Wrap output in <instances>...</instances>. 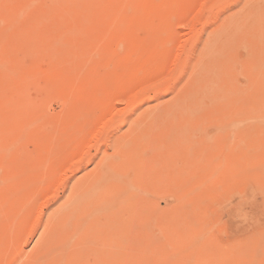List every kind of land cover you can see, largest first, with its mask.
I'll return each instance as SVG.
<instances>
[{
  "label": "rangeland",
  "instance_id": "rangeland-1",
  "mask_svg": "<svg viewBox=\"0 0 264 264\" xmlns=\"http://www.w3.org/2000/svg\"><path fill=\"white\" fill-rule=\"evenodd\" d=\"M64 1L42 0L38 2V0H0V16L2 15V18L0 17V29L2 28L0 30V148L4 147L3 152L0 150V165H2L0 166V170H2L0 178L4 179V175L7 173V171H9V169L6 168L7 165L9 168H13V166H15L14 164H16V166L18 165L17 167L15 166L13 170H10L13 175L9 173L7 176V179L8 177H11V175L13 176V179L10 178L12 182L13 180H19V177L21 176L22 177L20 180L28 178L30 179L31 176H28V178L26 176L32 172L34 174L36 171L34 174L35 176L31 174V182L26 180L23 181L24 184L21 181H18V184L16 183L17 185L14 183L15 188L16 186L21 185V189L19 186L16 189V192L18 188V192H21L24 191V189H22L23 187H27V182H30L28 183V189L30 191L26 188L25 189L28 191H24L25 193L27 192L25 199L29 198V200L27 199L25 202L24 197L23 200L21 197V203L23 201L25 203H22V205L20 203V208L27 207L25 211L28 209L25 214H22L24 209L20 210L17 208V206H19L20 196L24 192H21L22 194L19 195V198H17L18 201H16V203L18 205L15 206V199L12 197L15 195L17 196L19 193L17 192L16 194L15 192L13 194L15 191L13 190L14 186L12 183H7L10 181V179H4L5 181L0 180V192H2L3 189L5 190V187H7V191L13 190L12 193L11 191H6L3 192L5 195L0 194V197H3L4 195L3 199L5 198L2 201L0 199L1 202H5V205L0 202V208L3 206L2 210H0V232L5 230V228L7 229L5 231H8L7 227L10 226L9 224L5 225L6 227L4 226V218L6 220L8 218L9 220L17 218V216L20 215L17 214V212L19 213V210L20 213L22 212L21 215H24L20 217L21 220L23 217V223L20 226L18 225V223L21 222L19 218L18 219L20 222H17L18 220L16 219V221L14 219L11 220L13 223H10L13 224L14 229V223L17 222L18 226H16V231L12 230L11 228L12 232L10 230V232L6 234L3 232V238L2 234H0V241L4 240L7 242V245H9V247H3L4 250L10 247V249H12L11 252L8 250L9 253L7 250H2L4 251V253H2L4 255L0 254V257L2 255L0 258V264H47L48 261V264H52L53 259L50 258V255L53 258V255H59L62 253L65 255L66 251L68 254L71 250H73L75 257L72 256L74 259H71L72 261L74 260V263L71 260H67V257L65 258L69 264H94V262L95 264H100L98 263L100 260L102 264H104V262L106 264L113 261V259L115 261L113 263L115 264H264V237H262L264 236V34H254L253 32H251V34L249 33L250 31L248 32L249 34L227 35L226 33H223L222 35L220 33L224 26H228L229 23L227 24V20L229 22L231 18L235 17L233 15L240 13L241 10H243L241 14L245 15L249 10L259 8L261 4H264V0H123L125 2L122 0ZM4 3L6 5H3ZM197 4L200 5L196 6ZM59 6L60 8H58ZM167 6L169 7V10L167 9ZM46 7L49 9L47 10ZM160 7H167V10L164 8L161 10ZM25 9L29 10V12H24ZM186 9L188 10L187 12ZM123 10L124 12H122ZM55 12L57 14H55ZM194 12L196 14H194ZM71 13L72 15H70ZM151 14H153V17ZM6 15L9 16V18L6 17ZM63 16H65V20ZM227 17L229 18L227 19ZM240 17H242L241 21L245 19V23L243 24L244 26H246L248 20L251 23L254 22L253 18L249 19V16V18L247 17L248 20L246 17ZM161 19H164L165 21ZM159 20H161L162 23H160L161 21ZM149 23H151L152 27ZM221 25H223V28L220 29L219 27ZM218 29H220V32L217 31ZM1 31L5 32L4 35H2L3 33ZM161 34H163V37L167 35L164 37V39L167 40L169 38V40L171 39L172 41V44H170L168 43L170 41L167 40V48L164 41L160 43L162 40H164L162 37L161 41L158 38V35ZM211 36L212 38L214 36L215 39H211ZM209 37L210 39H208ZM216 37L218 39H216ZM151 38H153L154 42ZM2 40H5V42ZM143 40L144 44H142ZM156 40L157 45L155 44ZM207 40H210V43ZM215 41H217V43ZM205 42L208 43L204 45ZM211 43L212 46L217 44L218 47L221 46V48L224 50H228L230 47V49L234 50V55L231 57L233 60H231L230 63L225 61V64H213L211 66L215 67L214 72L210 66L207 68L208 72L206 75L204 73L202 74L204 78L207 77V82L215 84L217 82L219 83V87L216 86L217 89L215 88L211 95L208 94L204 97V105L207 106L209 111L200 115L202 122H199L200 125L194 126V128L192 127L190 130V137L198 139L197 136L203 135V137H206V133L208 131L212 132L214 137H211L212 141L209 140V143L211 144L210 149L200 150L193 155L188 156V154L193 153V151L190 152L188 149L189 144L187 142V146L184 145L185 143H180V139L179 141L172 142L173 148L178 143H180L178 144L180 147L177 145V147L175 146V149H172V147H170L172 145V143L170 144L172 135L170 136L168 132L170 134H173V132L167 129V127L170 129L172 127L166 125L165 128L168 131L165 130V133L164 130L162 131V135H160V138L162 137V142L159 143L161 146H165V148L161 147L162 149H166V151H163L164 149L162 150L163 155H161L162 152L160 151V146L159 148L157 147L160 152L157 151L155 146L153 147L158 152L157 154L150 148L149 151L144 152V147L141 144H138L140 142H136L137 140L141 141L140 138L143 136H138V134L140 135V133H138V129L130 127L132 126L130 123L134 126L137 124L135 119L141 115H144L145 113L147 114L144 116L152 114L156 109V111H158L160 108H162L161 110L172 108V105L176 104L182 98L185 91L190 88L189 82L190 80L193 82V76H195L193 72L196 69L195 67H197V65H195L197 64L196 61L201 58L199 55L202 57L205 56L203 53L205 54L207 51L204 50L207 45H209L208 48L211 47V50L214 48H212ZM159 44L164 45V47L162 45L161 47H158L160 46ZM151 45H154L152 48L153 50H151ZM171 46L174 48L172 49L173 51L170 49ZM157 48H161L158 50L163 52L155 51ZM168 49L170 50V54ZM201 49H203L202 55L200 54L202 52ZM174 52L177 54H174ZM150 55L151 59L148 60ZM153 55L157 57H153ZM172 56L174 57V60ZM175 56L177 57L175 58ZM234 56L235 58H233ZM172 64H174V67H172ZM12 72L14 73L12 74ZM149 72L150 74H148ZM15 74L16 76L18 75L17 78ZM122 76L126 78H123ZM97 77L99 81H97ZM68 79L70 80L68 81ZM92 79L96 80H93L92 82L95 85L91 83ZM17 80L19 81L20 87L23 84L25 89L23 87L22 88L24 89L23 92L25 94L22 93L20 90L22 88L19 86L15 85V87H13V81L14 83L18 84ZM8 81H12L11 84ZM89 84H91V86ZM50 85H53L52 89ZM92 85L94 89L100 88L99 90L101 91V94L103 96L106 95L109 101L104 99L106 96L103 98L101 95L102 97L100 96L98 98L94 93V89L90 90ZM74 86L78 91H76V89L72 91ZM80 87H82V89ZM13 88H15V90H13ZM42 88L45 89L43 90ZM192 89L197 92L196 86H193ZM11 90L12 93H10ZM39 90H41V92H39ZM14 92H17L18 94H14ZM75 92V95L78 97V99L77 97H74ZM77 92L79 96L77 95ZM107 94L110 95L112 101L109 99L110 97ZM12 95H14L13 99L10 97ZM15 95H20L21 98L19 99L20 96H18V98L16 96L15 98ZM26 96L28 98H26ZM14 98L16 100H14ZM23 99H25V101ZM31 99L35 102H33ZM73 99H76L78 104L77 102L75 103L76 100ZM101 99L105 101L102 102ZM19 101H21V103H19ZM30 101L32 103H30ZM40 101L41 104L39 103ZM92 101L94 103L99 101L100 103L97 102L94 104ZM106 102H108V104ZM38 104L39 107L41 105V108L34 107ZM76 104L77 106H75ZM84 104L86 105L87 110L81 109ZM96 105H98V107ZM16 106L18 109L21 107L20 110H17ZM93 106H95L94 109H98V112L95 111V118H91L92 121H90L88 119L94 115ZM23 107H25V111H30L31 113L27 115V112L23 110ZM31 108L32 111L30 110ZM34 108L37 109V111ZM90 110L92 115L87 112H90ZM18 111H22L23 113L20 115ZM83 111H86L84 114L88 118H86V116L83 114ZM16 112L19 114L16 115ZM69 112H71V115L68 114ZM35 115L37 117L36 119L34 118ZM21 116L24 118V120L26 119V124ZM28 116L32 118H28ZM83 116L86 119H84ZM104 116L107 117V119ZM73 117L74 120L72 119ZM96 117H99V119ZM10 118L13 119V121H11ZM80 118H82L83 121L82 119L79 121ZM144 118L145 119L143 120L146 121L147 117ZM160 118L162 120V117ZM75 119L78 120L75 121ZM163 120L166 121L168 118H163ZM7 121L8 123L6 124ZM88 121L92 122L93 124H88ZM69 124L72 125L70 126ZM65 125L70 127H66ZM62 126L66 127L67 131L69 128H71L69 130L70 132L72 128L77 129L76 126L78 128L81 127L83 130H81V128L79 129L82 133L78 129L77 130L79 132L77 130H73L74 132H78L75 134L73 132L65 133V131L61 133V130L65 129ZM9 128H11L12 131L14 129L15 132H12ZM8 129L10 131L9 133H6V131L8 132ZM57 129H60V131ZM85 131H87V133H85ZM133 131H135V133ZM130 132L134 135L130 134ZM67 134L71 135V137ZM89 134H91V138H89ZM8 135H10V137H8ZM131 135L133 136L132 139L130 138ZM57 136L59 138L55 139ZM62 136L64 138L68 137L67 140ZM136 137H138V139H136ZM71 138L74 140L70 141ZM121 138H126V140H129L128 142L123 140L127 143L134 142V144L131 143V145L133 144L131 150V153H133L131 156L136 162H142V160L147 159V156H149L151 153L153 154L154 158L156 156L157 163L155 167L157 168V173L155 174H157V176L155 175V177L157 178L154 177L153 173L152 178L155 180L150 177V180H145L147 177L143 178V175L137 172L139 166L136 165L137 170L134 169V172L130 169L127 176L125 177L127 178L126 180L132 179L134 182L131 180V183H133L134 186H127L128 182L124 180L120 183L124 184L123 189L120 188L119 191V201H121L119 204L122 208H116V211L110 213V215H108V211L105 212V210L102 209L100 214H104V217H100V215L97 214L100 205H97L98 202H96V205L90 206L93 208L88 207L89 209L87 208L86 211H83L84 213L87 212L86 214L83 213V220L81 219V221H78L77 217H74L75 223L73 220L68 225L70 229H67L64 232H58L56 230L59 228L56 229L55 232H57L58 235L56 233V235L53 234L56 237L53 239L54 236L52 238V235L50 236V234L54 233L53 228H55V225L58 224L57 220L55 219L60 216V219H58L60 224L62 223L61 218H66H63L64 215L61 216V214L64 213L62 212L61 208V210L58 208L60 204L62 206L68 200L71 192L70 189H72L74 182H76L77 179L79 180L81 176V179L87 177L85 175L92 173L94 170L93 167L97 169L96 166L107 154L109 157H115V155H117L116 153H118L117 146L120 142H122ZM4 139H8V141L5 142ZM60 139L61 141L65 140V142H61ZM83 140L87 142H84ZM13 142L16 145H9V143L13 144ZM44 142L47 143L45 144L46 148L43 146ZM5 143L7 145H5ZM72 143L76 145L73 147ZM79 143L83 145H79ZM113 143L116 144V146H114ZM53 144L55 145L54 147H52ZM5 146L8 147L7 150L13 154L12 156L11 153L6 150ZM181 146H183V148ZM201 146H203V144H201ZM11 148L13 149L10 150ZM48 148L50 149L48 150ZM62 148L64 150L67 149V152L69 150L72 153L70 152L69 155L66 151H63ZM77 148L79 150L82 149L81 153ZM184 148H186L189 153L184 150ZM137 149L138 151L136 156L134 153H136ZM170 149L173 151L171 152ZM116 150L117 152L115 153ZM60 151H62L63 155L65 152L68 157H64L62 160L57 154H60ZM82 151L84 153H82ZM41 152H44L43 154L47 153V156L52 159V162L54 161V165L57 166L56 171L58 173L52 172L55 171L53 169H49L50 165H47L48 162L50 164L51 161H49V157L43 161V157L41 156L43 154H41ZM77 152L82 155L84 154L83 157H78L80 154ZM144 153L147 154V156ZM62 154L60 155L63 157ZM75 154L78 155L73 156ZM30 155L32 156L30 157ZM35 155H37V157ZM157 155L160 157L163 156L160 159H166L164 160L166 161V164L164 161L162 163L158 161L160 159H158L159 156L157 157ZM166 155L168 158L172 156L174 159L171 157L172 159L169 158L170 160H168ZM35 157L39 161L43 162H41L42 165L40 162H38L39 164L37 163L38 160ZM172 160H177L174 162H176V165L180 163V167L178 164V168L173 170L172 167L169 169V166L171 167L174 165L172 164L174 163ZM23 162H26L27 165ZM8 163L11 164L9 165ZM21 163L24 164L23 167H26L25 169H23V167L21 168ZM28 164L32 168L35 166V168L32 169ZM59 164H61L60 166L64 167V169L61 167L63 170L60 168ZM37 165H41L43 168L45 166V169L47 168L48 170L44 169V174L43 171L40 172V170H43V168L38 167L37 169ZM54 165H52V167ZM65 165L68 168L70 165V168L68 169ZM4 167L8 170L6 171ZM29 167L33 171L29 169ZM18 168L20 169V173ZM3 169L5 170V174ZM16 169H18V172ZM163 169L166 171H163ZM168 169L171 171L169 172ZM22 170L24 173L21 175ZM63 171H66L67 173L65 172V174H60ZM16 172L20 176L17 175ZM38 172L43 173L42 176L47 177V179L41 177L44 180L42 181L39 178L41 176L40 173L37 174ZM46 172H49L50 176H46ZM163 172H165V174L161 176ZM224 172L225 174H223ZM159 173H162L160 174V178L162 177V179H165L164 181L158 178ZM23 174H26L24 179ZM135 174L136 177L138 176L137 178L141 180V182H139L138 179H135ZM60 175H63L62 177L64 178H62ZM48 176L50 178H48ZM33 177L36 178V181L39 178V184L41 186H39L38 182H35ZM48 179L50 180V183H48ZM19 182L21 183L19 184ZM35 183L37 184L36 186L34 185ZM5 184L7 186L4 187ZM8 184L12 185L13 189L10 187V185L8 186ZM38 186L41 192H39ZM8 188L11 189L9 190ZM132 188L134 189V192ZM32 191L34 194L33 197H30L32 195ZM35 193H38L39 195L37 196ZM8 194H11L9 195L10 197L6 196ZM37 198L39 204L36 201V207L34 209V200H37ZM8 199L10 200L7 202V204L5 200ZM141 199L145 201L143 202ZM130 200L133 202V207L131 205L132 203L126 202ZM10 201L14 207H16L14 208L16 211L14 210V212L12 211L13 209L11 204L9 205ZM40 202L41 205L43 204V206L40 205ZM32 203L34 205H32ZM23 204H25V206H23ZM8 205L11 207V212L8 209L9 207H7ZM127 205H130L131 208L126 207ZM145 205L148 210L143 207ZM37 206L40 207L38 208ZM123 206L125 207V210ZM3 208H7V210H4ZM144 208L147 213L150 212L151 214H147L145 211L144 213ZM56 209L60 210L62 213ZM129 209H131L130 214L127 212ZM135 209H137V212ZM150 209L153 211V213L155 211L156 212L153 214ZM88 211H95L93 213L95 215H91V212L89 214ZM12 213L16 216L14 215V217L11 215ZM35 213H37L36 218L34 216ZM51 213L54 214V217H56L58 213L57 218L51 217ZM146 214L151 216V219L148 217L151 221L148 218L147 221L145 217L141 218ZM157 214L160 216L159 218ZM86 215L90 219H88ZM9 216H13V218H10ZM47 216L50 217L49 222ZM91 216L92 219L94 216H96L97 221L95 220L96 217L92 221ZM2 218L3 220H1ZM34 218L36 220H34ZM51 218L52 220L54 219L53 223L51 222ZM124 219L126 220L127 224L125 223ZM137 219L138 221H136ZM88 220L93 222V227L92 225L87 226L90 225L88 224ZM91 221L89 223H91ZM176 221L178 228L177 230H174L173 227L175 228V225L177 226V224H175ZM50 223H52V225L49 228ZM123 224H126L125 227ZM1 227H3V230ZM87 227H91L92 231ZM169 227L172 228V231H170L171 233L169 232ZM86 228L90 230V232L87 231V233H84V230H87ZM44 229L46 230V237H43V231H45ZM111 230L114 231L112 232L116 236L114 242L115 249L112 250L113 253L111 254V251H109V254L112 256L107 257L105 255H108V252H100L102 251L101 244H104L103 240L104 242L107 241L105 237ZM70 231H72L73 234H68V232L71 233ZM81 231L84 234H82ZM140 231L145 233L146 239H148V241H151L153 238L155 240L153 239L150 243L145 239V242L144 239H141ZM146 231L150 235L148 238V233H146ZM74 232H76L77 235ZM150 232L153 233L152 235L155 237L152 236V238ZM173 232L175 234H173ZM14 233L15 235L17 234V237L13 235ZM67 234L69 235L68 237ZM79 234H82V236ZM166 234H169V236L173 235V240L175 241L170 239L167 240V237L164 238ZM75 235L78 237V245L76 242L74 243L77 238L74 237V240L73 236ZM137 235L138 237H136ZM159 235V238H164L167 240H164L166 243L161 242L163 239H159ZM22 236H25V238H22ZM83 236L86 239L83 238ZM15 237L16 240L13 239ZM60 237H62V239L64 238L63 240L61 239L62 242L64 241L63 243L58 240ZM69 237L70 239H73V241L71 240L70 242ZM175 237L177 239H174ZM261 237L263 240H261ZM6 238L9 242H11L10 239L14 240L16 244L12 241L13 243H10V246ZM17 238H19V240H17ZM43 238L45 239L42 240ZM22 239L25 240V243ZM65 239H67L69 243H72L71 247L69 246L71 244H67L68 241H65ZM81 239H83V241H81ZM140 239L142 241H140ZM156 239L159 240L160 244H162L161 246L159 245L160 247H155L157 243H159ZM5 243H0V249H3L2 245H6ZM17 243L21 245H17ZM58 244L61 245V247H66L59 249L60 246H58ZM73 244L76 246H73ZM12 245L17 247L15 248ZM96 245L100 246V248H98L99 251L97 250ZM94 246L100 254L95 250ZM145 246L147 248H145ZM150 248L151 250L158 249L153 250L152 252H147V250H150ZM163 248H165V250ZM260 248L261 250H259ZM48 249L51 251H48ZM141 249H144V253L146 252L148 255L149 253L150 255L153 253L152 258L155 255L154 252L156 254L160 253V249H163L164 254L161 251L162 253L160 254L162 255V258L161 256H158L157 260V255H155V258H153L155 260L153 261V259H150L151 262L147 263L144 259L147 260L148 258L149 260L151 256H146ZM254 249H256L257 252ZM258 250L261 252H258ZM140 251L142 254H144V259L142 256H140ZM96 252L100 256L101 253H103L102 255L106 253L104 255V259L107 258V260L110 259V257L112 259L114 255L115 257H113L112 260H108L109 262H106L105 260H102L103 256L100 257ZM48 253H50V255ZM35 256L37 258H35ZM96 256L99 259H97ZM141 258L142 261L140 262ZM47 259L49 260L47 261ZM96 259L98 261H96Z\"/></svg>",
  "mask_w": 264,
  "mask_h": 264
},
{
  "label": "bare ground",
  "instance_id": "bare-ground-1",
  "mask_svg": "<svg viewBox=\"0 0 264 264\" xmlns=\"http://www.w3.org/2000/svg\"><path fill=\"white\" fill-rule=\"evenodd\" d=\"M3 1V0H2ZM8 1V0H7ZM35 1V0H34ZM40 1H42V0H38V2H40ZM54 1H56V0H54ZM61 1V0H60ZM64 0H62V2H63ZM123 1V0H122ZM166 1V0H165ZM169 1V0H168ZM173 1V0H172ZM176 1V0H175ZM201 1H203V0H201ZM9 2H11V1H9ZM31 2V1H30ZM38 2H36V3H38ZM65 2V1H64ZM123 2H125V1H123ZM215 2V1H214ZM12 3V2H11ZM33 3V2H32ZM59 3V2H58ZM172 3V2H171ZM176 3V2H175ZM190 3H192V2H190ZM39 4V3H38ZM38 4H36V5H38ZM118 4V3H117ZM134 4V3H133ZM166 4H167V2H166ZM3 5H6L5 3L3 4ZM12 5V4H11ZM21 5V4H20ZM28 5H29V3H28ZM58 5V4H57ZM60 5V4H59ZM124 5V4H123ZM148 5V4H147ZM163 5H165V4H163ZM168 5V4H167ZM170 5V4H169ZM191 5V4H190ZM198 5H200V4H197L196 6H198ZM253 5V4H252ZM256 5H258V4H256ZM45 6H47V5H45ZM61 6V5H60ZM60 6L58 7V8H60ZM202 6V5H201ZM21 7V6H20ZM19 7V8H20ZM23 7V6H22ZM31 7H33V6H31ZM35 7V6H34ZM49 7V6H48ZM98 7H99V5H98ZM168 7V6H167ZM167 7H163L164 9H166ZM178 7V6H177ZM47 8V7H46ZM57 8V9H58ZM122 8H123V6H122ZM147 8V7H146ZM161 8V7H160ZM163 8H161V10L163 9ZM191 8V7H190ZM197 8V7H196ZM199 8V7H198ZM4 9V8H3ZM31 9V8H30ZM36 9V8H35ZM49 8H47V10H48ZM51 9H52V7H51ZM54 9V8H53ZM106 9V8H105ZM168 10H169V7L167 8ZM166 9V10H167ZM56 10V9H55ZM59 10V9H58ZM61 10V9H60ZM103 10V9H102ZM115 10V9H114ZM147 10V9H146ZM177 10V9H176ZM191 10V9H190ZM196 10V9H195ZM198 10V9H197ZM10 11H11V9H10ZM29 12V10H24V12ZM154 11V10H153ZM188 10L186 9V12H187ZM22 12V11H21ZM27 12V13H28ZM57 12V11H56ZM55 12V14H57ZM59 12V11H58ZM61 12V11H60ZM118 12L120 13V11L118 10ZM122 12H124V10L122 11ZM147 12V11H146ZM170 12V11H169ZM195 12H197V11H195ZM194 12V14H196ZM243 12V10H241V12L240 13H237L236 15H233V16H235L234 18H231L230 19V21L228 22V20H227V24H228V26L226 25V21H225V25L226 26H224V28H223V25H221L219 28L221 29V28H223V29H221L222 31L220 32L219 30L220 29H218L217 31L218 32H220L222 35H223V33L225 34H249V33H251V32H253L254 34H264V4H261V6L259 7V8H254V9H251V10H249L248 12H246V14L245 15H242L241 13ZM11 13V12H10ZM49 13V12H48ZM51 13V12H50ZM152 13V12H151ZM153 13H157V12H153ZM161 13H163V12H161ZM166 13V12H165ZM7 14V13H6ZM136 14V13H135ZM176 14V13H175ZM240 14V15H239ZM11 15H12V13H11ZM41 15V14H40ZM50 15V14H49ZM70 15H72V13L70 14ZM152 15V17H153V14H151ZM156 15V14H155ZM177 15V14H176ZM175 15V16H176ZM193 15V14H192ZM247 15V16H246ZM2 16V15H1ZM0 16V17H1ZM25 16V15H24ZM47 16V15H46ZM45 16V17H46ZM163 16V15H162ZM178 16V15H177ZM240 16H243V18H245L246 17V19H247V17L249 18V19H251V18H253V20H254V22L253 23H251V22H249V20L247 21V23H246V26H244L243 24L245 23V19L243 20V21H241L242 19V17H240ZM6 17H8L9 18V16H7L6 15ZM16 17V16H15ZM26 17V16H25ZM58 17V16H57ZM64 17V20H65V16H63ZM102 17V16H101ZM105 17V16H104ZM151 17V18H152ZM165 17V16H164ZM2 18V17H1ZM11 18V17H10ZM48 18V17H47ZM62 18V17H61ZM77 18V17H76ZM96 18H97V16H96ZM106 18V17H105ZM172 18V17H171ZM229 17H227V19H228ZM58 19V18H57ZM60 19V18H59ZM69 19V18H68ZM149 19V18H148ZM18 20V19H17ZM50 20H53V19H50ZM150 20H152V19H150ZM161 20H164V19H161ZM161 20H159V21H161ZM169 20H170V18H169ZM226 20V19H225ZM1 21V20H0ZM154 21V20H153ZM165 21V20H164ZM164 21H163V23H164ZM12 22V21H11ZM61 22V21H60ZM150 22V21H149ZM46 23V22H45ZM160 23H162V21L160 22ZM11 24V23H10ZM55 24H56V22H55ZM150 24V26H151V23H149ZM148 24V25H149ZM222 24H224V23H222ZM12 25V24H11ZM15 25V24H14ZM18 25V24H17ZM164 25V24H163ZM31 26V25H30ZM37 26V25H36ZM40 26V25H39ZM166 26V25H165ZM148 27V26H147ZM152 27V26H151ZM10 28V27H9ZM2 29V28H1ZM0 29V30H1ZM38 30V29H37ZM6 31V30H5ZM9 31H10V29H9ZM34 31V30H33ZM169 31H170V29H169ZM169 31H167V32H169ZM224 31H226V32H224ZM250 31V32H249ZM3 34L2 35H4V31H1ZM249 32V33H248ZM35 33V32H34ZM158 33H159V31H158ZM157 33V34H158ZM162 33V32H161ZM1 34V33H0ZM10 34V33H9ZM252 34V33H251ZM153 35H155V34H153ZM147 36H149V35H147ZM160 36V37H159ZM165 36H167V35H165ZM164 36V37H165ZM161 37H162V39H164V37H163V34H161V35H158V38L160 39V41L162 40L161 39ZM0 38H1V36H0ZM7 38V37H6ZM156 38H157V35H156ZM168 38V37H167ZM136 39V38H135ZM152 39V41H153V38H151ZM208 39H210V37L208 38ZM211 39H215V37L213 36V38H212V36H211ZM216 39H218L217 37H216ZM38 40V39H37ZM158 40V39H157ZM157 40L155 41V44L157 45ZM167 40H169V38L167 39ZM167 40L166 39H164V40H162L160 43H162L163 41L166 43L167 42ZM3 41V40H2ZM1 41V42H2ZM170 42H168V43H170V44H172V41H171V39L169 40ZM174 41H175V38H174ZM208 41V40H207ZM3 42H5V40L3 41ZM154 42V41H153ZM179 42H181V41H179ZM209 43H210V40L208 41ZM208 42H205L204 43V45L206 44V43H208ZM211 42L213 43V41L211 40ZM216 43H217V41H215ZM147 43V42H146ZM152 43V42H151ZM168 43H166L165 44V46L168 44ZM178 43V42H177ZM212 43H211V46H212ZM142 44H144V40L142 41ZM148 44V43H147ZM181 44V43H180ZM179 44V45H180ZM132 45V44H131ZM160 45V44H159ZM162 45V44H161ZM161 45L160 46H158V47H161ZM203 45V46H204ZM216 45V46H215ZM214 46H212V50H211V47L210 48H208V46L209 45H207L205 48H204V50H207L206 52H205V54L203 53V49H201V55H202V53H203V55H205V56H200L199 55V57H201V58H199L198 59V61H196L197 62V64H195V65H197V67H195L196 69L194 70V72H193V74H195V76H193V74H192V76H193V82L190 80V88L187 90V91H185V93L183 94V96H182V98L176 103V104H174V105H172L173 107L172 108H170V109H167V110H165V109H163V110H161L162 108H160L158 111H154L152 114H149V115H146V116H144L145 114H147V113H145L144 115H141V116H139L140 117V120H139V117L137 118V116H136V118L137 119H135V121H137V124H135L134 126H133V124H131L130 123V125H132V126H130V127H134V128H136V129H138V133H140V135L138 134V136H143V137H141L140 139H141V141H136V142H140V143H138L139 145L141 144L143 147H144V149H145V151L144 152H146V151H149L150 149L151 150H153L154 152H156V154L158 153V152H162V150L165 148V146H161L159 143L160 142H162V137L160 138V135H162L161 133H162V131L164 130V133H165V130H170L171 132H173V134H170L169 132H168V134L171 136L172 135V139H174V140H170V137H169V140H170V144L173 142V141H179V139L181 140V141H184V142H181V141H179L180 143H185L184 145H186L187 146V143L189 144L188 145V149L190 150V152H192L193 151V153H189L187 150H186V148H184V150H186L189 154H188V156H191V155H193L194 153H196V152H198V151H200V150H204V149H210V147H211V144L209 143V140L210 141H212V138L211 137H214L213 136V133L212 132H207L206 133V137H203V135L201 136H197L198 137V139H194V138H191L190 136H191V132H190V130L192 129V127L194 128V126H198V125H200L199 124V122H202V120L200 119V115L202 114V113H205V112H207V111H209V109L207 108V106H205L204 105V97L206 96V95H208V94H212L213 93V91L215 90V88H216V86L217 87H219L218 86V84L219 83H217L216 82V84L215 83H210V82H207L208 80L206 79V78H204V76L202 75L203 73L206 75V73L208 72V70H207V68H209L211 65H213V64H216V65H220L221 63H230V61L231 60H233V59H231V57L234 55L233 53V51L234 50H232V49H230V47H229V49L228 50H224V49H222L221 48V46H219L218 47V45L217 44H215ZM163 47H164V45H162ZM181 46V45H180ZM193 46V45H192ZM151 47V50H153L152 48L154 47V45L152 46H150ZM168 46H166V48H167ZM165 48V49H166ZM177 48V47H176ZM175 48V49H176ZM156 49V48H155ZM158 49H161V48H157V50H155V51H161V50H158ZM170 49H171V51H173L172 49H174V48H172V46L170 47ZM210 49V50H209ZM139 50V49H138ZM149 50V49H148ZM169 50V49H168ZM133 52V51H132ZM159 52H157V53H159ZM161 52H163V51H161ZM168 52V51H167ZM153 53H154V51H153ZM156 53V52H155ZM176 52H174V54H175ZM179 53V52H178ZM152 54V53H151ZM169 54H170V50H169ZM177 54V53H176ZM105 55V54H104ZM136 55H137V53H136ZM181 55V54H180ZM133 57V56H132ZM153 57H157V56H154L153 55ZM164 57V56H163ZM166 57V56H165ZM173 57V56H172ZM177 56H175V58H176ZM233 58H235V56L233 57ZM128 59V58H127ZM149 59H151V55L149 56V58H148V60ZM153 59H155V58H153ZM159 59V58H158ZM147 60V61H148ZM173 60H174V57H173ZM172 60V61H173ZM135 61V60H134ZM163 61V60H162ZM226 61V62H225ZM148 62H150V61H148ZM148 62H147V64H148ZM165 62H166V60H165ZM168 62V61H167ZM130 64V63H129ZM152 64V63H151ZM174 64H172V67H174L173 66ZM176 65V64H175ZM5 66V65H4ZM1 67H3V66H1ZM73 67V66H72ZM171 67V66H170ZM163 68V67H162ZM177 68V67H176ZM211 68L213 69V72H214V66H211ZM108 69V68H107ZM106 69V70H107ZM140 69V68H139ZM142 69V68H141ZM146 69H148V68H146ZM156 69V68H155ZM170 69V68H169ZM101 70H103V69H101ZM143 70V69H142ZM141 70V71H142ZM153 70V69H152ZM4 71V70H3ZM76 71V70H75ZM169 71V70H168ZM195 71H196V73H195ZM14 72H12V74H13ZM66 73H67V71H66ZM75 73V72H74ZM118 73V72H117ZM125 73V72H124ZM140 73V72H139ZM152 73V72H151ZM120 74H121V72H120ZM133 74V73H132ZM148 74H150V72L148 73ZM118 75V74H117ZM156 75V74H155ZM163 75V74H162ZM7 76V75H6ZM10 76V75H9ZM15 76H16V74H15ZM18 76V75H17ZM17 76H16V78H17ZM98 76H100V75H98ZM102 77H103V75H102ZM123 78H126V77H124V76H122ZM132 77V76H131ZM19 78H21V77H19ZM100 78V77H99ZM105 78V77H104ZM3 79H5V78H3ZM54 79V78H53ZM95 79H96V76H95ZM97 79H98V77H97ZM106 79V78H105ZM140 79H143V78H140ZM145 79V78H144ZM146 79H147V77H146ZM192 79V78H191ZM70 79H68V81H69ZM93 80L94 79H92L91 80V83L93 82ZM118 80H121V79H118ZM117 80V81H118ZM16 81V80H15ZM18 81V80H17ZM94 81H96V80H94ZM97 81H99V79L97 80ZM102 81V80H101ZM8 82H10V84H11V82L12 81H8ZM65 82V81H64ZM141 82V81H140ZM144 82H145V80H144ZM192 82V83H191ZM23 83V82H22ZM52 83V82H51ZM98 83V82H97ZM143 83V82H142ZM13 84H14V86L13 87H15V85L16 86H19L20 87V85H19V81H18V84L17 83H14V81H13ZM21 84V83H20ZM93 84V83H92ZM100 84V83H99ZM98 84V85H99ZM102 84V83H101ZM5 85V84H4ZM7 85V84H6ZM90 86H91V84H89ZM88 85V86H89ZM93 85H95V84H93ZM93 85H92V87H93ZM97 85V86H98ZM51 86V85H50ZM53 86V85H52ZM52 86H51V89H52ZM100 86V85H99ZM102 86V85H101ZM193 86H196V89H197V92L196 91H194L192 88H193ZM4 87V86H3ZM6 87V86H5ZM18 87V88H19ZM23 87V84H22V86L20 87V88H22ZM42 87V86H41ZM87 87V86H86ZM91 87V89L90 90H93L94 89V87L92 88ZM141 87V86H140ZM139 87V88H140ZM7 88H8V86H7ZM24 88V87H23ZM22 88V89H23ZM54 88V87H53ZM81 89H82V87H80ZM102 88V87H101ZM22 89H20L21 91H22V93L23 94H25L23 91H24V89L22 90ZM43 90L45 89V88H42ZM47 89V88H46ZM49 89V88H48ZM74 89H76L75 88V86H74V88H73V90L72 91H74ZM79 89V88H78ZM95 89H97V88H95ZM94 89V93H95V95L99 98L102 94H101V91L99 90L100 88H98L97 90H95ZM217 89V88H216ZM7 90V89H6ZM13 90H15V88H13ZM19 90V91H20ZM4 91V90H3ZM20 91V92H21ZM76 91H78L77 89H76ZM87 91V90H86ZM85 91V92H86ZM88 91H89V89H88ZM96 91V92H95ZM6 92V91H5ZM8 92H9V90H8ZM39 92H41V90H39ZM83 92H84V90H83ZM83 92H81V93H83ZM90 92V91H89ZM10 93H12V90H11V92ZM17 93V92H16ZM15 92H14V94H16ZM21 93V94H22ZM26 93H27V91H26ZM18 94V93H17ZM22 94V95H23ZM71 94H73V93H71ZM76 94V92L74 93V97L76 98L77 96L75 95ZM80 94V93H79ZM89 94V93H88ZM201 94V95H200ZM28 95V94H27ZM77 95H78V92H77ZM82 95V94H81ZM108 95V94H107ZM16 96H17V98H18V96H20V95H15V98H16ZM25 96V95H24ZM79 96V95H78ZM103 96V95H102ZM101 96V97H102ZM104 96H106V95H104ZM104 96H103V98H104ZM109 97H110V95H108ZM10 97H12V99H13V97H14V95H12V96H10ZM29 97H30V95H29ZM71 97H73V96H71ZM97 97H96V99H97ZM108 97V98H109ZM14 98V100H16ZM21 98V96L19 97V99ZM23 98H25V97H23ZM26 98H28L27 96H26ZM25 98V99H26ZM34 98V97H33ZM11 99V98H10ZM25 99H23L24 101H25ZM40 99V98H39ZM42 99V98H41ZM77 99H78V97H77ZM105 100L107 99V96H106V98H104ZM109 99H111V101H112V98L110 97ZM141 99V98H140ZM14 100H12V101H14ZM23 100H21V101H23ZM32 100V99H31ZM73 100H76V99H73ZM80 100V99H79ZM98 100V99H97ZM102 100V102H104L105 100H103V99H101ZM101 100H99V101H101ZM108 100V99H107ZM114 100V99H113ZM11 101V100H10ZM21 101H19V103H21ZM33 101V100H32ZM39 101V100H38ZM69 101V100H68ZM99 101H96L94 104H96L97 102H99ZM109 101V100H108ZM6 102V101H5ZM15 102H17V101H15ZM14 102V103H15ZM33 102H35V101H33ZM77 102V100L75 101V103ZM18 103V102H17ZM26 103H27V101H26ZM29 103V102H28ZM30 103H32L31 101H30ZM40 104H41V101L39 102ZM100 103V102H99ZM98 103V104H99ZM107 104H108V102H106ZM13 104V103H12ZM16 104V103H15ZM77 104H78V102H77ZM77 104L75 105V106H77ZM79 104H80V102H79ZM101 104H103V103H101ZM113 104V103H112ZM19 105V104H18ZM34 105V104H33ZM36 105V104H35ZM105 105V104H104ZM111 105V104H110ZM110 105H108V106H110ZM3 106H4V104H3ZM23 106H24V104H23ZM84 106H85V108H84ZM84 106H82V108L81 109H83V110H87V108H86V105L84 104ZM89 106V105H88ZM97 107H98V105H96ZM21 107H22V105H21ZM20 107V108H21ZM34 107H39V104L37 105V106H34ZM92 107V106H91ZM91 107H90V109H91ZM20 108L18 109L17 108V106H16V109L17 110H20ZM24 108L25 107H23V110H24ZM39 108H41V105H40V107ZM75 108V107H74ZM74 108H71V109H74ZM95 108V106H93V113H94V115L93 116H91L92 114H91V110H90V112L89 111H87L89 114H91L89 117H90V119H88V120H90V121H92L91 120V118H93L94 116H95V111H97L98 112V109H94ZM7 109H9V108H7ZM35 109V108H34ZM104 109H105V107H104ZM11 110V109H10ZM16 110V111H17ZM26 110H28V109H26ZM31 111H32V108L30 109ZM36 111H37V109H35ZM69 110V109H68ZM100 110V109H99ZM13 111V110H12ZM15 111V110H14ZM25 111V110H24ZM40 111V110H39ZM69 111H71V110H69ZM114 111V110H113ZM10 112V111H9ZM19 113H20V115L23 113L22 111L20 112V111H18ZM25 112H27V111H25ZM42 112V111H41ZM72 112V111H71ZM71 112H69L68 114L69 115H71L70 113ZM86 112V111H85ZM84 111H83V114L85 113ZM107 112V111H106ZM17 113V112H16ZM19 113H17L16 115H18ZM31 112L29 111V112H27L26 114L28 115V114H30ZM35 113V112H34ZM73 114V113H72ZM82 114V115H83ZM87 114V113H86ZM119 114V113H118ZM139 114H141V113H139ZM13 115H14V113H13ZM12 115V116H13ZM15 115V116H16ZM26 115V116H27ZM37 115V114H36ZM36 115L34 116V118L36 119L37 117H38V115H37V117H36ZM81 115V116H82ZM85 115V114H84ZM2 116V115H1ZM14 116V117H15ZM25 116V115H24ZM30 116V115H29ZM28 116V118H32V117H29ZM33 116V115H32ZM68 116V115H67ZM86 116V115H85ZM3 117V116H2ZM13 117V118H14ZM22 117V116H21ZM84 117V116H83ZM105 117V116H104ZM144 117H147V119H146V121H144L143 119H145ZM160 117H162V120H161V118ZM16 118V117H15ZM23 118V117H22ZM68 118H69V116H68ZM86 118H88L87 116H86ZM85 117H84V119H86ZM95 118V117H94ZM96 118H98L99 119V117H96ZM102 118V117H101ZM106 119H107V117H105ZM128 118V117H127ZM142 118V119H141ZM150 118V119H149ZM163 118H168V120H166V121H164L163 120ZM11 119V118H10ZM73 120H74V117L72 118ZM81 119L82 118H80V120L79 121H81ZM23 120H24V118H23ZM26 120V119H25ZM24 120V121H25ZM28 120V119H27ZM78 120V119H77ZM76 119H75V121H77ZM103 120V119H102ZM101 120V121H102ZM201 120V121H200ZM1 121V120H0ZM11 121H13V119H11ZM82 121H83V119H82ZM95 121V120H94ZM144 121V122H143ZM3 122V121H2ZM20 122V121H19ZM165 123V125H164V123ZM4 123V122H3ZM8 123V121L6 122V124ZM75 123V122H74ZM89 123H92V122H89L88 121V124ZM2 124V123H1ZM12 124V123H11ZM19 124V123H18ZM25 124H26V121H25ZM93 124V123H92ZM101 124H103V123H101ZM100 124V125H101ZM13 125H15V124H13ZM12 125V126H13ZM67 125H68V123H67ZM70 126L72 125V124H69ZM74 125V124H73ZM166 125H168L169 127H172L171 129L170 128H168L167 127V129L165 128V126ZM173 125V126H172ZM12 126H11V128H12ZM66 126V125H65ZM70 126H66V127H70ZM63 127V126H62ZM66 127H63V128H65L66 129ZM11 128H9L11 131H12V129ZM63 128H61V129H63ZM76 128L79 130L80 128H78L77 126H76ZM129 128V127H128ZM165 128V129H164ZM8 129V132L6 131V133H9V130ZM65 129H63V130H61V133L63 132V131H65V133H67V132H70L69 130L71 129V128H69V130L67 131V129L65 130ZM77 129H73L72 128V130H71V132H73L74 134L75 133H78L79 131L77 130ZM88 129H91V128H88ZM103 129V128H102ZM119 129V128H118ZM7 130V129H6ZM15 130H16V127H15ZM57 130H59L60 131V129H57ZM73 130H77L78 132H74ZM81 130H83L82 128H81ZM167 130V131H168ZM13 131H14V129H13ZM12 131V132H13ZM90 131H92V130H90ZM97 131V130H96ZM100 131V130H99ZM166 131V132H167ZM15 132V131H14ZM57 132V131H56ZM55 132V133H56ZM70 132V133H71ZM81 132V131H80ZM134 133H135V131H133ZM52 133V132H51ZM54 133V132H53ZM60 133V134H61ZM82 133V132H81ZM85 133H87V131H85ZM91 133V132H90ZM142 133V134H141ZM58 134V133H57ZM59 134V135H60ZM93 134V133H92ZM130 134H133V133H131L130 132ZM136 134H137V130H136ZM167 134V135H168ZM63 135V134H62ZM68 135V134H67ZM66 135V136H67ZM73 135V134H72ZM86 135V134H85ZM88 135V134H87ZM90 135V137L89 138H91V134H89ZM134 135V134H133ZM1 136V135H0ZM18 136H19V134H18ZM68 136H70L71 137V135H68ZM166 136V135H165ZM164 136V137H165ZM8 137H10V135H8ZM63 137V136H62ZM62 137H60V138H62ZM69 137V138H70ZM132 135H131V139H132ZM164 137H163V139H164ZM6 138V137H5ZM57 138H59L58 136L55 138V139H57ZM64 138V137H63ZM68 138V137H67ZM67 138L65 137L64 139H66L67 140ZM74 138V137H73ZM73 138H71L70 139V141L71 140H74ZM81 138V137H80ZM79 138V139H80ZM88 138V137H87ZM93 138V137H92ZM129 138V139H130ZM166 138V137H165ZM122 139V138H121ZM135 139V138H134ZM136 139H138V137H136ZM168 139V138H167ZM5 140V139H4ZM91 140V139H90ZM115 140H116V138H115ZM114 140V141H115ZM123 140H126V138H124V139H122V142H120L119 144H118V146H117V148H118V153H116L117 152V150L115 151V153L117 154V155H115V157H113V156H111L110 154V156L111 157H109V156H105V157H101L102 159L100 160V162L98 163V165L96 166V168L97 169H95V167H93L94 168V170L92 171V173H88V174H84L85 176H87V177H85V178H83V179H81L82 178V176L79 178V180L77 179L76 180V182H74V184L72 185V189H70L71 190V192H70V196H69V198H68V200L61 206V204H60V206H59V208L58 209H62V212L64 213V214H61V216L62 215H64V217L63 218H65V219H62L61 218V222L62 223H60L59 224V221H58V219H60V216L57 218V216H58V211H60V210H58V209H56V210H58L57 212V216L56 217H54L53 215V213H51L52 214V216L51 217H53V218H57V219H55V220H57V222H58V224L57 225H55V228H53L54 230V233H52V234H50V236L52 235V238H53V236L54 235H58V233L57 232H55V230L56 229H58V230H56V231H58V232H64L65 230H67V229H70L69 228V224L74 220V217H77V220L79 221H81V219H82V216L84 215V214H86V213H84L83 211H86V209L89 207V208H93V207H90L91 205H96V202H98V204L97 205H100V207L98 208L99 210H98V213L97 214H99L100 215V217H104V214H100L101 213V211H102V209L103 210H105V212L106 211H108L109 212V214L108 215H110V213H112V212H114V211H116V208H122L121 206H120V204H119V202H121V201H119V194H120V188L121 189H123V187H124V184L122 183V184H120L121 182H123V180L124 181H127L128 182V185L127 186H134L133 185V183H131V180H126L127 178H125L126 176H127V174H128V171L131 169V170H133L134 172H135V170H137V167H136V165L137 166H139V169L137 170V172L138 173H140V174H142L143 175V178H145V177H147V178H145V180L147 179H149L150 180V178H152L153 176V173H154V177H155V175L157 176V174H155V173H157V168L155 167V165H156V163H157V158H156V156H155V158H154V156H153V154L151 153V154H149V156H147V154H145L146 156H147V159H143L142 160V162H136L134 159H133V157L131 156L132 155V153H131V150H132V146H133V144H134V142H131V143H133L132 145H131V143H127L129 140H126L127 142H124ZM6 141H8V139H6L5 140V142ZM56 141V140H55ZM60 141H61V139H60ZM84 141V140H83ZM89 141V140H88ZM109 141V140H108ZM121 141V140H120ZM164 141V140H163ZM189 141H190V143H189ZM15 142V141H14ZM13 142V144H11V143H9V145H14L15 143ZM53 142V141H52ZM61 142H65V140L64 141H61ZM80 143H82L81 141H79ZM84 142H87V141H84ZM91 142V141H90ZM117 142V141H116ZM187 142V143H186ZM54 143V142H53ZM77 143H78V141H77ZM79 143V145H83V144H80ZM118 143V142H117ZM180 143H178V144H180ZM0 144H1V142H0ZM38 144H39V142H38ZM42 144V143H41ZM45 144H47V143H45L44 142V147L46 148V145ZM50 144V143H49ZM61 144V143H60ZM59 144V145H60ZM85 144V143H84ZM109 144V143H108ZM177 144V145H178ZM201 144H203V146H201ZM5 145H7L6 143H5ZM16 145V144H15ZM40 145V144H39ZM55 145H56V143H55ZM54 144H53V146L52 147H54L55 146ZM76 145V144H75ZM73 143H72V146L74 147L75 146ZM87 145V144H86ZM113 145L114 146H116V144H114L113 143ZM166 145V144H165ZM175 145V144H174ZM177 145H175L176 147H177ZM57 146H58V142H57ZM71 146V147H72ZM152 146V147H151ZM155 146V148H159V146H160V148L161 147H164L163 149L161 148V150L159 151L158 150V148H157V151L153 148ZM175 146H174V148H173V143H172V145L170 146V147H172V149H175ZM179 146V145H178ZM185 146V147H186ZM6 147V146H5ZM14 147V146H13ZM51 147V148H52ZM71 147H70V149H71ZM85 147V146H84ZM83 147V148H84ZM140 147V146H139ZM180 147V146H179ZM182 148H183V146H181ZM45 148H42V149H45ZM115 148V147H114ZM138 148V147H137ZM146 148H148V149H146ZM150 148V149H149ZM8 149V147H6V150ZM13 148H11L10 150H12ZM41 149V148H40ZM50 148H48V150H49ZM68 149H69V147H68ZM78 149V148H77ZM168 149H169V147H168ZM177 149H179V148H177ZM195 151H194V150ZM0 150H2L1 152H3L4 151V147H2V148H0ZM62 150L63 151H66L67 152V149L66 150H64L63 148H62ZM72 150V149H71ZM75 150V149H74ZM81 150L82 149H78V151H80V153H81ZM135 150V149H134ZM8 151V150H7ZM43 151H45V150H43ZM77 151V150H76ZM76 151H75V153H76ZM137 151H138V149L136 150V153H134V155H136L137 154ZM163 151H166V149H164ZM170 151H171V149H170ZM170 151H168V152H170ZM173 151V150H172ZM171 151V152H172ZM9 152V151H8ZM71 151H69L68 150V152H67V154H69ZM151 152V151H150ZM186 152V153H187ZM9 153H11V152H9ZM39 153V152H38ZM44 153V152H43ZM42 152H41V154H43ZM72 153V152H71ZM78 153V152H77ZM80 153H78V154H80ZM82 153H84L83 151H82ZM114 153V154H115ZM174 153V152H173ZM172 153V154H173ZM60 157H61V159L63 158L64 159V157H68L67 156V154H65V152H64V155H66V156H64L63 154H62V151H60V154H62L63 155V157L59 154V153H57ZM78 154H75V155H73V156H76V155H78ZM13 154L11 153V156H12ZM39 155V154H38ZM44 155V156H43ZM43 155H41L42 157H43V161H45L44 159H46L47 157H49V156H47L48 154L47 153H45V154H43ZM57 155V156H58ZM70 155V154H69ZM80 155H82V154H80ZM78 156V157H83V155L82 156ZM104 155V154H103ZM113 155V154H112ZM161 155H163V152H162V154ZM165 155V154H164ZM9 156V155H8ZM32 155H30V157H31ZM36 157H37V155H35ZM71 156H72V154H71ZM70 156V157H71ZM137 156V155H136ZM136 156H134V157H136ZM145 156V157H146ZM159 155H157V157H158ZM168 156H170V155H168ZM7 157V156H6ZM10 157V156H9ZM33 157H34V154H33ZM32 157V158H33ZM35 157V158H36ZM39 157V156H38ZM41 157V158H42ZM45 157V158H44ZM52 157V156H51ZM108 157V158H107ZM161 157H163V156H161ZM160 156H159V158L158 159H160L161 158ZM166 157H167V155H166ZM172 156H170L169 158H171ZM16 158V157H15ZM34 158V159H35ZM71 158H73V157H71ZM137 158V157H136ZM142 158V157H141ZM168 158V157H167ZM168 158V160H170ZM173 158V157H172ZM171 158V159H172ZM37 159V158H36ZM62 159V160H63ZM80 159V158H79ZM140 159V158H139ZM156 159V160H155ZM174 159V158H173ZM9 160V159H8ZM38 160V159H37ZM54 160V159H53ZM68 160H69V158H68ZM76 160V159H75ZM138 160V159H137ZM164 160H166V159H160V160H158V161H160L161 163L164 161ZM167 160V161H168ZM47 161V160H46ZM49 161H51V163H53V164H49V162H48V165L47 166H49V169H53V170H55V171H52V172H57L56 170V168H57V166H55L54 165V161L52 162V159H50V157H49ZM70 161H71V159H70ZM141 161V160H140ZM173 162L174 161H177V160H172ZM8 162V161H7ZM12 162H13V160H12ZM38 162H40V164H41V162L42 161H37V163ZM170 163H172L171 161H169ZM169 162H167L168 164H170ZM179 162V161H178ZM23 163H25L26 164V162H23ZM23 163H21V168L24 166V164ZM28 163V162H27ZM43 163V162H42ZM56 163V162H55ZM72 163V162H71ZM164 163L166 164V161H164ZM9 164V163H8ZM11 164V163H10ZM9 164V165H10ZM30 164V163H29ZM28 164V165H29ZM39 164V163H38ZM58 164V163H57ZM56 164V165H57ZM69 164V163H68ZM67 164V165H68ZM164 164V165H165ZM172 164H174L173 166H169V165H167V166H169V169H171L172 167H173V170L174 169H176V168H178V164H179V167H180V163H178L177 165H176V162H174V163H172ZM171 164V165H172ZM7 165V164H6ZM6 165H4V166H6ZM15 166H16V164H14ZM19 165H20V163H19ZM27 165V164H26ZM42 165V164H41ZM41 165L40 166H38L37 165V169H38V167H41ZM52 165H54L53 167H52ZM61 164H59V166H60ZM71 165V164H70ZM70 165H69V168H70ZM0 166H2V165H0ZM8 166V165H7ZM6 166V168H8L9 169V171H7L8 169H6L5 167H4V169L7 171V173L5 174V170L3 171L4 172V174L6 175H4V179L6 180L7 179V176L9 175V173H11L12 174V172L10 171V170H13V168L15 167V166H13V168H9V167H7ZM12 166V165H11ZM18 166V165H17ZM16 166V167H17ZM30 166V165H29ZM44 166V165H43ZM66 166V165H65ZM162 166H163V164H162ZM166 166V165H165ZM31 167V166H30ZM29 167V169H31ZM63 168L64 169V167L63 166H60V168ZM67 167V166H66ZM164 167V166H163ZM19 168H20V166H19ZM18 168V169H19ZM26 168V167H25ZM24 167H23V169H25ZM33 168H35V166L33 167ZM32 168V169H33ZM41 168H43V167H41ZM61 168V169H62ZM68 168V167H67ZM68 168V169H69ZM18 169H16V171L18 172ZM31 169V170H32ZM44 169H45V166H44V168H43V170H40V172L41 171H43V173L45 174V172H44ZM62 169V170H63ZM68 169H66V170H68ZM135 169V170H134ZM162 169V168H161ZM165 169H166V167H165ZM168 169V171L170 172L171 170H169ZM226 169V168H225ZM27 170V169H26ZM45 170H48L47 168L45 169ZM62 170H60V171H62ZM30 171V170H29ZM33 171V170H32ZM59 171V170H58ZM163 171H166V170H164L163 169ZM227 171V170H226ZM225 171V172H226ZM13 172H15V171H13ZM17 172H16V174H17ZM26 172V171H25ZM40 172H38L37 174H39ZM66 172V171H65ZM65 172L63 171V172H61L60 174H62V173H64L65 174ZM89 172V171H88ZM223 172V171H222ZM221 172V173H222ZM225 172L223 173V174H225ZM229 172V171H228ZM1 173H2V170H0V175H1ZM19 173H20V169H19ZM22 173H24V171L22 170L21 171V175H22ZM27 173V172H26ZM30 173V172H29ZM35 173H36V171H35ZM34 173V174H35ZM43 173H40V179L42 180V181H44L42 178H45V179H47V177H43L42 175H43ZM58 173V172H57ZM56 173V174H57ZM67 173V172H66ZM87 173V172H86ZM133 173V172H132ZM227 173V172H226ZM10 174V175H11ZM28 174V173H27ZM31 174H33V172L31 173ZM31 174H29V175H27L26 176V174H23V179H24V176H26L27 178H28V176H31L32 177V175ZM33 174V176H35ZM37 174H36V178H37ZM139 174V175H140ZM160 174H162V173H159V177L158 178H160ZM165 174V172H163V174L161 175V176H163ZM167 174H168V172H167ZM222 174V175H223ZM13 175V174H12ZM11 175V177H8V179L7 180H9L10 178L11 179H13V176ZM17 175H19V174H17ZM47 175H49L50 176V173L48 172H46V176ZM54 175V174H53ZM52 175V176H53ZM83 175V176H84ZM16 176V175H15ZM20 176V175H19ZM18 176V177H19ZM48 176V178H50ZM61 176V175H60ZM59 176V177H60ZM63 176V175H62ZM61 176V177H62ZM166 176V175H165ZM22 177V176H21ZM21 177H19V180H17V181H15V180H13V182H12V180L10 179V181L9 182H7V183H12V185L14 186L16 183L18 184V181H21L23 184H24V182L23 181H26V180H29L30 181V179H32L31 177H30V179L28 178V179H24V180H20V178ZM42 177V178H41ZM135 177H136V174H135ZM138 177V176H137ZM135 178V179H138V178ZM150 177V178H149ZM167 177H168V175H167ZM17 178V177H16ZM16 178H14V179H16ZM36 178H34L33 177V179L35 180ZM39 178L37 179V181L35 180V182H38V184L40 183L39 182ZM62 178H64V177H62ZM66 178V177H65ZM133 178V177H132ZM155 178H157V177H155ZM163 178H165V177H163ZM3 178L1 179L0 178V180L1 181H3L4 180ZM18 179V178H17ZM68 179V178H67ZM81 179V180H80ZM134 179V178H133ZM142 179V178H141ZM152 179H154V178H152ZM160 179H162V177L160 178ZM4 180V181H5ZM33 180V181H34ZM40 180V181H41ZM51 180H52V177H51ZM59 180V179H58ZM139 180V179H138ZM142 180H144V179H142ZM155 180V179H154ZM163 181L165 180V179H162ZM0 181V182H1ZM15 181V182H14ZM27 182V187H25L26 189H28V183H30V182ZM133 181V180H132ZM21 182H19V184L21 183ZM53 182H54V180H53ZM55 182H57V181H55ZM61 182H62V180H61ZM134 182V181H133ZM139 182H141V180H139ZM142 182H144V181H142ZM15 183V184H14ZM33 183V182H32ZM46 183V182H45ZM48 183H50V180L48 179ZM47 183V184H48ZM59 183V182H58ZM160 183H162V182H160ZM159 183V184H160ZM16 184V185H17ZM41 184H42V182H41ZM56 184V183H55ZM62 184V183H61ZM138 184V183H137ZM158 184V183H157ZM10 184H8V186H9ZM12 185H10V187H12ZM35 186L37 185L36 183L34 184ZM45 185V184H44ZM49 185V184H48ZM59 185V184H58ZM5 186H7L6 184L4 185V187ZM19 187L21 186V185H18ZM18 186H16V188H15V186H14V189H13V187H12V189L13 190H15L14 192H13V190L11 191L10 189L11 188H8L10 191H11V193L13 192V194L16 192V189H17V187ZM25 186V185H24ZM39 186H41L40 184H39ZM39 186H38V189H39V192H41L40 191V188H39ZM46 186V185H45ZM56 186V185H55ZM64 186V185H63ZM6 189H7V187H5ZM24 187L22 188V189H24V191H28V190H26ZM32 188H33V186H32ZM31 188V189H32ZM51 188V187H50ZM55 188V187H54ZM2 190V192H0V194H4L5 195V193H3V192H6L7 190ZM20 189H21V187H20ZM52 189H53V187H52ZM133 189V188H132ZM132 189H131V191H132ZM0 191H1V189H0ZM10 191H7V192H10ZM19 191V188H18V190H17V192ZM24 191H21V192H24ZM30 191V190H29ZM47 191V190H46ZM45 191V192H46ZM17 192H16V194H17ZM21 192H18L19 194L15 197L14 195V197H12V198H14L15 199V202H14V205L16 206V205H18L17 203H16V201H18L17 200V198H19V195H21L22 193ZM34 192H36V191H34ZM56 192V191H55ZM133 192H134V189H133ZM25 193V192H24ZM23 193V194H24ZM27 193V192H26ZM26 193L24 194V196H23V194L20 196V201H19V206H17V208L18 209H24V211H22L21 213L22 214H25L26 213V211L28 210H26L25 211V209L27 208V207H23V208H20V203H21V197H22V200H23V197H24V201L26 202L27 201V199L29 200V198H27V199H25V195H26ZM31 196L30 197H33V191L31 192ZM37 194V196L39 195L38 193H35V195ZM46 194V193H45ZM4 195H3V197H4ZM9 195H11V194H8V195H6L7 197H10ZM41 195V194H40ZM47 195H49V194H47ZM46 195V196H47ZM52 195V194H51ZM68 196V195H67ZM3 197H0V199H1V201L2 200H4L3 199ZM40 197V196H39ZM45 198V197H44ZM47 198V197H46ZM13 199V200H14ZM138 199V198H137ZM10 199H8V200H5L6 201V203L9 201ZM121 200V199H120ZM0 201V202H1ZM22 202V203H25V202ZM35 201V205L32 203V205H34L33 206V208L35 209V207H36V201H37V203H38V198H37V200L35 199L34 200ZM40 201V200H39ZM141 201H145V200H142L141 199ZM11 202V201H10ZM9 202V205L11 204V207H12V211L14 212V208H16V207H14V205L12 204V202L10 203ZM126 202H130V203H132L131 205H132V207L134 206L133 205V202L130 200V201H126ZM137 202V201H136ZM3 205H5V202L3 203V202H1ZM22 203H21V205H22ZM42 203H43V200H42ZM101 203V204H100ZM134 203H135V200H134ZM142 203V202H141ZM8 204V203H7ZM28 204V203H27ZM39 204V203H38ZM37 204V205H38ZM106 204V205H105ZM127 204V203H126ZM9 205L7 206V207H9ZM13 205V206H12ZM40 205H41V202H40ZM141 205V204H140ZM140 205H139V207H140ZM0 206H1V204H0ZM23 206H25V204H23ZM28 206V205H27ZM41 206H43V204L41 205ZM3 207V206H2ZM2 207L0 208V210H2ZM11 207H9L8 209L10 210V212H11ZM22 207V206H21ZM38 208L40 207V206H37ZM124 207V206H123ZM126 207H129V208H131L130 207V205L128 206H126ZM143 207H145L146 209H147V207H146V205L145 206H143ZM29 208V207H28ZM37 208V209H38ZM42 208V207H41ZM88 208V209H89ZM145 208H144V210H143V212L145 211ZM4 209V208H3ZM18 209H17V211H18ZM97 209V208H96ZM143 209V208H142ZM4 210H7V208L6 209H4ZM3 210V211H4ZM20 210H19V213L17 212V214H20L19 216H17V218H13V216L15 215V214H11V215H13V216H9L10 218L12 217L14 220L16 219V220H18L17 222H20V217L21 216H24V215H21V213H20ZM124 210H125V207H124ZM127 210V209H126ZM137 209H135V211H136ZM148 210V209H147ZM16 211V210H15ZM130 211H131V209H129V211H127L129 214H130ZM150 211L153 213V211L150 209ZM61 212V211H60ZM61 212V213H62ZM91 212V211H90ZM90 212L88 211V213L90 214ZM95 212V211H94ZM94 212H91V215H95V214H93ZM104 212V213H105ZM137 212V211H136ZM146 212V211H145ZM144 212V213H145ZM156 212V211H155ZM154 212V213H155ZM16 213V212H15ZM56 213V212H55ZM84 213V214H83ZM143 213V214H144ZM147 213V212H146ZM148 213H150V212H148ZM147 213V214H148ZM153 213V214H154ZM5 214H6V212H5ZM37 213H35V218H36V215ZM146 214V215H147ZM151 214V213H150ZM66 215V216H65ZM101 215H103V216H101ZM136 215H139V214H136ZM144 215V216H142L141 218H143V217H145L146 219L149 217L150 219H151V216L150 215ZM158 215V214H157ZM16 216V215H15ZM14 216V217H15ZM87 216V215H86ZM90 216V215H89ZM133 216V215H132ZM48 217V222H49V219H50V217L49 216H47ZM80 219H79V218ZM96 216H94V218H95ZM100 217L98 216V218L100 219ZM131 217V216H130ZM160 216L158 215V218H159ZM1 218V217H0ZM20 220H19V219ZM34 218V220H36ZM87 218L88 219H90L88 216H87ZM93 218V219H94ZM120 218H122V217H120ZM131 218H133V217H131ZM148 218V219H149ZM157 218V217H156ZM157 218V219H158ZM13 219H10L9 220V218L7 219V220H9V221H7L5 218H4V220H5V224H4V226L5 225H7V224H9L10 226L9 227H7L8 228V231H5V230H7L6 228H5V230H3L2 228L4 227H1V229L3 230V231H1L0 232V234H2L3 232L6 234V233H9L10 231L12 232V230H15L16 231V226H20V225H22V223H23V217H22V220H21V224L20 223H18V225H17V222L16 223H14L15 225H14V227H15V229L13 228V224H11L10 222H12L13 223V221H11V220H13ZM93 219H92V216H91V220L93 221ZM148 219H147V221H148ZM149 219V220H150ZM1 220H3V218L1 219ZM15 220V221H16ZM51 220H52V218H51ZM83 220V219H82ZM91 220H88V224H90V225H87V226H91L92 225V227H93V222L91 221ZM95 220L97 221V217L95 218ZM95 220H94V222H95ZM103 220V219H102ZM125 220V219H124ZM131 220V219H130ZM141 220V219H140ZM8 223H7V222ZM33 221V220H32ZM38 221V220H37ZM85 221H87V220H85ZM91 221V223H89ZM136 221H138V219L136 220ZM135 221V222H136ZM151 221V220H150ZM52 223L54 222V219L51 221ZM84 222V221H83ZM107 222V221H106ZM124 222V221H123ZM1 223H2V221H1ZM4 223V222H3ZM52 223H50V225H49V228H50V226L52 225ZM74 223H75V220H74ZM79 223V222H78ZM85 223H87V222H85ZM125 223L127 224V222H126V220H125ZM129 223V222H128ZM151 223V222H150ZM149 223V224H150ZM33 224V223H32ZM31 224V225H32ZM62 224V225H61ZM80 224V223H79ZM78 224V225H79ZM81 224H82V222H81ZM125 224V225H126ZM139 224V223H138ZM175 224H177V221H176V223ZM2 225V224H1ZM12 225V226H11ZM94 225H95V223H94ZM124 225V224H123ZM125 225H124V227H125ZM59 226V227H58ZM61 226H62V228H61ZM82 226H84V225H82ZM86 226V225H85ZM96 226V225H95ZM6 227V226H5ZM57 227V228H56ZM73 227H74V224H73ZM134 227V226H133ZM11 228H12V230H11ZM49 228H48V230H49ZM80 228V227H79ZM82 228H84V227H82ZM88 229L90 228L91 229V231H92V228L91 227H87ZM86 228V229H87ZM136 228V227H135ZM170 228V227H169ZM177 228H178V224H177V226L175 225V228L173 227V229L174 230H177ZM23 229V228H22ZM61 229V230H60ZM74 229V228H73ZM84 230V233L86 232L87 233V231L88 232H90V230ZM137 229V228H136ZM142 229V228H141ZM140 229V230H141ZM166 229V228H165ZM10 230V231H9ZM18 230V229H17ZM45 230V229H44ZM80 230V229H79ZM79 230H78V233H79ZM162 230V229H161ZM173 230V231H174ZM50 231V230H49ZM52 231V230H51ZM52 231V232H53ZM69 231V230H68ZM75 231H77V230H75ZM82 231H83V229H82ZM81 231V232H82ZM113 230H111L109 233H108V235L105 237L106 239H107V241L106 242H104V240H103V243L105 244H101V250L102 251H100V252H108V255H105V256H107V257H109V256H112V255H110L111 253H113V249H115V245H114V242H115V238H116V236H115V234L112 232ZM139 231V230H138ZM170 231H172V228H170L169 229V232ZM45 232H46V230L45 231H43V233H44V236L43 237H46V235H45ZM71 233H69L68 232V234H73V232L72 231H70ZM141 233V239L143 240L144 239V241H145V239H146V236H145V233L143 232V231H140ZM143 232V233H142ZM16 233H19V232H16ZM56 233V234H55ZM74 233H76V232H74ZM83 232H82V234H84ZM146 233H148L147 231H146ZM160 233V232H159ZM158 233V234H159ZM171 233V232H170ZM169 233V234H170ZM27 234V233H26ZM54 234V235H53ZM62 234V233H61ZM67 234V237L69 236ZM82 234H79L80 236H82ZM150 234H151V237L153 236V237H155L154 235H152L153 233H151L150 232ZM162 234V233H161ZM160 234V235H161ZM169 234L167 235L166 234V236L164 237V236H161V237H164V238H166L167 240L168 239H170V240H173V235L172 236H169ZM173 234H175L174 232H173ZM179 234V233H178ZM13 235H15V233L13 234ZM19 235V234H18ZM43 235V234H42ZM63 235V234H62ZM76 235H77V233H76ZM73 236V238L74 237H77V236ZM78 235V236H79ZM87 235V234H86ZM90 235V234H89ZM139 235V234H138ZM138 235L136 236V237H138ZM160 235L158 236V238L160 237ZM16 237H17V234L15 235ZM79 236V237H80ZM85 236V235H84ZM83 236V238H85ZM150 235H149V233H148V236H147V238L149 237ZM168 236H169V238H168ZM14 237V236H13ZM16 237L15 238H13L14 240H16ZM20 237V236H19ZM25 238V236H22V238ZM64 237V236H63ZM71 237H72V235H71ZM152 237V238H153ZM171 237H172V239H171ZM177 237V236H176ZM174 238V239H177V238ZM262 237H264V236H262ZM261 237V240H263V238ZM1 238V237H0ZM2 238H3V234H2ZM9 238H12V237H9ZM21 238V237H20ZM49 238V237H48ZM56 237L54 236V238L53 239H55ZM152 238H150V239H152ZM164 238H162L163 239V241H161V242H165L164 240H166V239H164ZM45 238H43L42 240H44ZM62 237H60V239L58 238V240H60V242H62V240L64 239H62ZM69 239H70V237H69ZM86 239V238H85ZM140 239V241H142ZM154 239V238H153ZM152 239V240H153ZM159 239H161V238H159ZM161 239V240H162ZM1 240V239H0ZM6 240L8 241V239L6 238ZM14 240H11L10 239V241L11 242H9L8 241V244H10V243H15V241ZM17 240H19V238H17ZM23 241H24V243H25V240L24 239H22ZM67 239H65V241H66ZM71 240L73 241V239H70L69 241L71 242ZM74 240H75V238H74ZM151 240V241H152ZM155 240V239H154ZM157 240V239H156ZM166 240V241H167ZM13 241V242H12ZM68 241V240H67ZM69 241H68V243L67 244H71V245H69L70 247L72 246V243H69ZM77 241H78V237L76 238V241H74V243L76 242V244L78 245L79 243H77ZM81 241H83V239H81ZM143 241V242H144ZM146 241H148V239H146ZM145 241V242H146ZM151 241H148V242H150L151 243ZM173 241H175V240H173ZM2 242H6V241H0V243H2ZM17 242V241H16ZM19 242V241H18ZM64 242V241H63ZM62 242V243H63ZM79 242H80V240H79ZM156 242V241H155ZM154 242V243H155ZM157 242H159V240H157ZM156 242V243H157ZM261 242V241H260ZM260 242H259V245H260ZM59 243V242H58ZM150 243H149V245H150ZM153 243V242H152ZM155 243V244H156ZM166 243V242H165ZM6 245H2V248L4 247H9V245H7V242L5 243ZM16 244V243H15ZM59 244H61V243H59ZM58 244V246H60V248L59 249H61L62 247H64V246H62L61 247V245H59ZM100 244V243H99ZM148 244V243H147ZM146 244V245H147ZM1 245V244H0ZM17 245H21V244H18L17 243ZM57 245V244H56ZM66 245V244H65ZM104 245V246H103ZM149 245H147V246H149ZM162 245V244H160V242L159 243H157V245L155 246V247H160V246ZM164 245V244H163ZM10 246H11V244H10ZM13 246V245H12ZM68 246V245H67ZM68 246V247H69ZM73 246H76L75 244H73ZM97 246V245H96ZM1 247V246H0ZM13 247H15V246H13ZM17 247V246H16ZM15 247V248H16ZM53 247V246H52ZM66 247V246H65ZM64 247V248H65ZM67 247V248H68ZM150 247H151V245H150ZM4 248L3 249H0V254H2V253H4V251H6L7 250V252H8V250H10V252H11V250L12 249H10V248H8V249H5L4 250ZM14 248V249H15ZM51 248V247H50ZM57 248V247H56ZM66 248V249H67ZM94 248H95V246H94ZM97 248V250H98V248H100V246H97L96 247ZM96 248H95V250H96ZM112 248V249H111ZM145 248H147L146 246H145ZM144 248V249H145ZM53 249H54V247H53ZM58 249V248H57ZM73 249V248H72ZM143 249V250H144ZM148 249H149V247H148ZM158 249V248H157ZM157 249H152L151 250V248H150V250H147V252H152L153 250H157ZM164 250H165V248H163ZM163 249L161 250L160 249V253H162L163 252V254H164V251H163ZM2 250H4V251H2ZM71 250V249H70ZM94 250V251H95ZM96 250V251H97ZM142 250V249H141ZM142 250V252L144 253V251L146 250H144L143 251ZM254 250H256V249H254ZM259 250H261V248L259 249ZM258 250V252H261V251H259ZM48 251H51L50 249H48ZM53 251H55V250H53ZM61 251V250H60ZM69 251V250H68ZM72 251V252H71ZM71 251H69L70 253H68L67 254V251H66V256L62 253V254H59V255H53V258H52V256L50 255V253H52V252H50V253H48L49 255H50V258L51 259H53V261H52V264H65V262H66V264H69V263H67V260H71L72 258L74 259V255L75 254H73V250H71ZM99 251V250H98ZM97 251V252H98ZM109 251H111L110 252V254H109ZM159 251V250H158ZM162 251V252H161ZM242 251V250H241ZM57 252H59V251H57ZM63 252H64V250H63ZM96 252V253H97ZM141 252V251H140ZM142 252H141V254H142ZM256 252H257V250H256ZM9 253V252H8ZM7 253V254H8ZM99 253V252H98ZM97 253V255H99ZM159 253V254H160ZM47 254V253H46ZM53 254H54V252H53ZM70 254V255H69ZM103 253H101V256H103L101 259L104 261H106V262H109L108 260H110L111 259V257H110V259H108L107 260V258H105L104 259V255H102ZM140 254V256H144V254L147 256L148 255V253L146 254V252L144 253V254H142L141 255ZM154 254L155 255H157L156 257H157V260H158V256L160 257L161 256V258H162V255L160 254H156L155 252H154ZM2 255H4V254H2ZM2 255H1V257H2ZM149 255H150V253H149ZM148 255V256H149ZM152 255H153V253H151V257L149 258V260L151 259H153V258H155L154 256H153V258H152ZM72 256H74V257H72ZM100 256V255H99ZM100 256V257H101ZM261 256V255H260ZM0 257V258H1ZM14 257V256H13ZM12 257V258H13ZM45 257V256H44ZM67 257V260H65V258ZM68 257H69V259H68ZM97 257V256H96ZM113 257H115V255L113 256ZM113 257H112V259H113ZM169 257V256H168ZM35 258H37L36 256H35ZM47 258H49V257H47ZM145 257H143V259H144ZM95 259V258H94ZM97 259H99L98 257H97ZM96 259V261H98ZM111 259V260H112ZM49 259H47V261H48ZM137 260H139V259H137ZM147 263L148 262H151V260L149 261L148 260V258H147V260L146 259H144ZM155 259H153V261H154ZM1 261V260H0ZM72 261V260H71ZM74 261V260H73ZM72 261V262H73ZM95 261V260H94ZM142 261V258H141V260H140V262ZM49 262V261H48ZM48 262H47V264H48ZM113 262H115L114 261V259H113V261H111L110 263H112V264H115V263H113ZM117 262V261H116ZM138 262V261H137ZM144 262V261H143ZM156 262V261H155ZM233 262V261H232ZM5 263V262H4ZM21 263V262H20ZM35 263V262H34ZM43 263V262H42ZM71 263V262H70ZM74 263V262H73ZM73 263H71V264H73ZM98 263H100V264H102V262H101V260H100V262L98 261ZM110 263H106V264H110ZM164 263V262H163ZM167 263V262H166ZM35 264H37V263H35ZM40 264V263H39ZM50 264V263H49ZM94 264H95V262H94ZM104 264H105V262H104ZM144 264V263H143ZM146 264V263H145ZM156 264V263H155ZM169 264V263H168ZM250 264V263H249Z\"/></svg>",
  "mask_w": 264,
  "mask_h": 264
}]
</instances>
